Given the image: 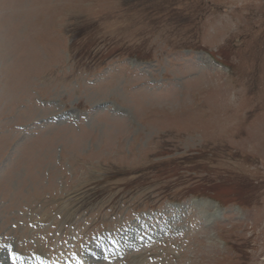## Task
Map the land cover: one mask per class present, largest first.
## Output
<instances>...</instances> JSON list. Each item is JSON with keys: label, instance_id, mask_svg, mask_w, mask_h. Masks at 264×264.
Segmentation results:
<instances>
[{"label": "rangeland", "instance_id": "1", "mask_svg": "<svg viewBox=\"0 0 264 264\" xmlns=\"http://www.w3.org/2000/svg\"><path fill=\"white\" fill-rule=\"evenodd\" d=\"M35 253L264 264V0H0V264Z\"/></svg>", "mask_w": 264, "mask_h": 264}]
</instances>
